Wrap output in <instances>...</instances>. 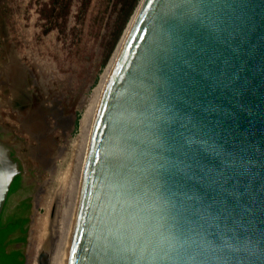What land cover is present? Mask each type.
Masks as SVG:
<instances>
[{"label":"water","instance_id":"95a60500","mask_svg":"<svg viewBox=\"0 0 264 264\" xmlns=\"http://www.w3.org/2000/svg\"><path fill=\"white\" fill-rule=\"evenodd\" d=\"M170 2L134 9L36 264H264V0Z\"/></svg>","mask_w":264,"mask_h":264},{"label":"rangeland","instance_id":"374dc122","mask_svg":"<svg viewBox=\"0 0 264 264\" xmlns=\"http://www.w3.org/2000/svg\"><path fill=\"white\" fill-rule=\"evenodd\" d=\"M49 3L50 0H0V72L3 69L18 73L22 68L26 88L55 113L48 118L56 145L54 160L36 179L38 184L35 183L31 200L28 245L24 251L28 264H36L45 241V216L50 215L58 190L65 187L75 166L81 120L122 35L114 42L120 23L115 0H91L82 19L77 17L79 2H73L65 23L52 30H48L49 25L40 15ZM2 79L0 114L6 120L11 112L1 97L6 94L10 98L11 90L8 91L6 79ZM7 122L17 125L15 120Z\"/></svg>","mask_w":264,"mask_h":264},{"label":"flooded vegetation","instance_id":"af4514ba","mask_svg":"<svg viewBox=\"0 0 264 264\" xmlns=\"http://www.w3.org/2000/svg\"><path fill=\"white\" fill-rule=\"evenodd\" d=\"M24 73L22 68L18 73L3 69L0 72V86L3 77L6 79L8 91L11 90L10 98H6V94L1 97V101L6 103L10 109L11 116L9 115V119L5 116L6 120H4L0 114V140L11 146L10 157L18 164L20 170V173L14 177L11 183L0 218L1 223L5 225L4 228L14 221H20L23 224L21 229H15L7 234L3 240V245L6 253L19 250L23 259L26 245H28L26 235L32 209L31 200L37 188L35 183L38 181L36 179H39L40 172H44L52 164L53 153L56 149L52 139L51 122L48 119L55 115L54 109L43 104L37 95L26 88L27 82ZM9 74H13L12 78L9 77ZM3 88L2 86V91ZM0 107H2L1 103ZM7 120H15L17 125L11 126ZM20 136L23 138L21 139ZM22 161L25 166L21 164ZM13 185L15 187L11 192ZM37 199L38 197H36V203ZM25 229L26 231L23 233ZM22 237L24 240H17Z\"/></svg>","mask_w":264,"mask_h":264},{"label":"trees","instance_id":"16d2710c","mask_svg":"<svg viewBox=\"0 0 264 264\" xmlns=\"http://www.w3.org/2000/svg\"><path fill=\"white\" fill-rule=\"evenodd\" d=\"M79 2V7L77 8V17L84 18L88 8L91 4V0H50L49 4H45L40 10L41 17L49 25L48 30H52L55 27L61 26L65 23V17L69 14L70 7L73 2ZM119 12V26L114 36V42L118 39L121 32L124 30L127 22L129 21L134 9L136 8L139 0H115ZM13 185L11 192L13 191ZM22 222L14 221V223L7 224L8 226L4 228V224L1 223L0 218V264H23L22 254L19 250H12L6 253L3 245V240L6 238L7 234L13 232L15 229H21ZM26 229L23 230L25 233ZM19 241L24 240V237L17 239ZM12 243V242H10Z\"/></svg>","mask_w":264,"mask_h":264},{"label":"bare ground","instance_id":"6f19581e","mask_svg":"<svg viewBox=\"0 0 264 264\" xmlns=\"http://www.w3.org/2000/svg\"><path fill=\"white\" fill-rule=\"evenodd\" d=\"M141 1H142V0H139L138 4H137V6H136V10H135L134 14L136 13V11H137V9H138V7H139ZM134 14L132 15V17H131V18L129 19V21L127 22V25H126V27H125V29H124V31H123V33H122V35H121V37H120L118 43H117V45H116V48H115V50L113 51L112 57L110 58V60H109V62L107 63V65H106L104 71H103L102 74L100 75L99 82H98L97 86H96V87L94 88V90H93V93H92V96H91V99H90V105L88 106V109L85 111V113H84V115H83V118H82V120H81V124H80V133H79V135H78V140H80V142H79V144H78V145H79V147H78V153H77V156H76L75 166H74V168L72 169V172L70 171V177H71V175H72V173H73V171H74V169H75V167H76V165H77L78 160L80 159V157H81V155H82V153H83V151H84V149H85V147H86V145H87V142H88V136H89V130H90V124H91V120H92V116H93V110H94V106H95L96 99H97V96H98L99 90H100V88H101L102 82H103L104 77H105V75H106V73H107V71H108L109 65H110V63H111V61H112V59H113V57H114V54H115V52H116V50H117V48H118V46H119V44H120V42H121V40H122V38H123V36H124L126 30H127V27H128V25H129V23L131 22V20H132ZM67 122H68V121H67ZM58 156H59V155H58ZM53 160H54V159H53ZM53 160H52V161H53ZM0 163H1V162H0ZM52 163H53V162H52ZM63 187H64V186H63ZM63 187H60V189L58 190V194H59V192L63 189ZM38 200H39V197H38L37 201H38ZM53 202H54V201H53ZM51 210H52V209H51ZM51 210H50V215H51ZM50 215H49V216H48V215L45 216V220H46V222H47V220H48V222H47V224H46L45 227H44V229H45L44 240H45V241L43 242V244H46V242H47V240H48V229H49ZM43 244H42V245H43ZM42 245H41V246H42ZM39 250H40V249H39Z\"/></svg>","mask_w":264,"mask_h":264},{"label":"snow or ice","instance_id":"6c2138e0","mask_svg":"<svg viewBox=\"0 0 264 264\" xmlns=\"http://www.w3.org/2000/svg\"><path fill=\"white\" fill-rule=\"evenodd\" d=\"M160 4H161V5H164L165 7H167L168 5L171 4V2H170V0H160ZM161 12H162V14H163V12H164V8L161 9Z\"/></svg>","mask_w":264,"mask_h":264}]
</instances>
